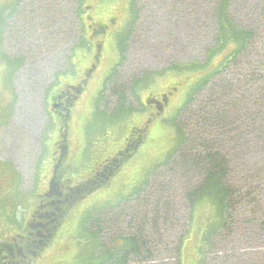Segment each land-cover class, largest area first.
<instances>
[{
	"label": "rangeland",
	"instance_id": "rangeland-1",
	"mask_svg": "<svg viewBox=\"0 0 264 264\" xmlns=\"http://www.w3.org/2000/svg\"><path fill=\"white\" fill-rule=\"evenodd\" d=\"M17 1L0 0V162L4 172L14 173L22 204L17 215L31 210V264H103V254L119 235L101 224L100 238H95L93 218L125 203L145 182L154 183L149 175L176 159L193 127L191 119L178 120L179 112L202 78L230 53L201 70H188L204 64L214 44L219 0H62L82 17L67 13L66 21L60 9L31 6L33 0L15 12ZM92 23L107 27L87 38ZM86 40L93 47L103 45L97 62ZM92 66L87 87L62 124L64 142L50 98L78 86ZM257 128L222 143L235 176L232 185L240 190L235 208L220 213L216 200L208 197L191 214L185 197L195 190L196 179L176 175L173 218L160 228L169 248L184 238L181 254L175 257L160 247L154 261L142 264L225 259L227 264H264V133ZM59 141L67 144V156L54 180ZM133 141L138 144L133 155L117 161ZM109 168L115 171L104 177ZM157 172L165 170L161 166ZM48 184L52 194L46 197ZM40 201L47 205L41 208ZM220 251L224 255L215 262Z\"/></svg>",
	"mask_w": 264,
	"mask_h": 264
},
{
	"label": "trees",
	"instance_id": "trees-1",
	"mask_svg": "<svg viewBox=\"0 0 264 264\" xmlns=\"http://www.w3.org/2000/svg\"><path fill=\"white\" fill-rule=\"evenodd\" d=\"M43 3L45 9H60L65 21L67 13L80 19L79 13L62 4V0H33L29 4L38 6ZM22 4H26L25 0L17 1L15 12ZM215 19L217 34L213 46L207 51L206 62L193 64L188 70H201L221 53L225 54L227 50L230 53L202 78L179 112L181 123L186 118L192 120V138L187 137L182 143L184 149L176 159L158 167L162 166L165 172L158 175L157 168L149 175L155 179L154 183L149 184L148 176L147 182L125 203L100 210L102 213L93 218L92 223L96 224L97 230L95 238H100L101 224L106 227V232L119 235L111 241L109 252L103 254V264L150 263L155 260L160 247L170 250L172 253L169 255L178 257L181 254L184 238L169 248L171 243L165 242L160 228V223L167 228L169 217L173 218L172 203L178 186L176 175L184 180L190 176L196 179L195 190L185 197L191 214L199 201L208 197L216 200L220 213L235 208L234 199L240 190L232 185L235 176L227 168L230 161L222 153V143L226 139L238 141L242 135H249L252 129L258 130L257 127L264 133V0H219ZM189 140L192 141L191 147ZM129 147L117 161L133 155L138 144L133 141ZM171 164L173 168L170 169ZM111 169H107L104 177L112 175L115 170L111 172ZM102 182L104 180L96 186ZM147 188L149 192H146ZM257 222L256 219L252 222L256 230ZM220 255L224 253L220 251L214 258L215 262ZM172 259L174 257H169ZM227 261L225 259L218 264H227Z\"/></svg>",
	"mask_w": 264,
	"mask_h": 264
},
{
	"label": "flooded vegetation",
	"instance_id": "flooded-vegetation-1",
	"mask_svg": "<svg viewBox=\"0 0 264 264\" xmlns=\"http://www.w3.org/2000/svg\"><path fill=\"white\" fill-rule=\"evenodd\" d=\"M89 9H92V7H89ZM80 18L81 19H77L82 20L81 16ZM86 19H89L91 22L93 21V18L89 16V14L86 15ZM106 27L107 26L104 24H89L87 27V32L89 33L90 31V34L87 35V38L92 37L93 35L95 38L96 36L103 33ZM85 42H87L88 48H93L95 54V56H93V60L97 62V53H100L103 45L94 44L93 47L89 44V41L86 40ZM94 70L95 67L92 66L91 69L84 71V73L82 74L84 76V79L80 81L78 86L70 85L65 91H62L59 94H55L50 98L52 101V107L54 108V111L52 112L53 116L55 119L56 117H59L58 124H60V126L58 127V132L62 134V139L64 140V142H67V131L66 127L62 124L66 123L69 119L72 102L76 100L81 94H83L85 88L87 87L89 79L93 75ZM73 93H75V95ZM156 104H158V102ZM62 142L63 141H59L56 146V149L58 148V156L57 158H54V160L56 159V165L58 166H55L56 170L53 177L54 180H58L59 171L64 164V156H67V144L65 143L64 145L62 144ZM4 167L5 166L2 164V162H0V264H31V210L26 211L25 209L24 213L21 214V216L17 215V208L22 205L18 200L19 193L17 184L15 183L13 175L14 173L9 170H7V172H4ZM49 184L47 192L44 194V196L46 197L49 196L47 193H50L49 191H52L51 188L49 189ZM56 194H59L61 197L65 196L66 198L69 195L68 193L65 194L64 191H56ZM40 203L41 208L47 205L44 204V202L42 203L41 201ZM57 210L58 213L62 212L60 208H58ZM41 216L44 215L41 214ZM48 217H50V215H47V218ZM53 217H56L55 213ZM41 227L45 226L42 225ZM33 253L34 255L36 254V252Z\"/></svg>",
	"mask_w": 264,
	"mask_h": 264
},
{
	"label": "crops",
	"instance_id": "crops-1",
	"mask_svg": "<svg viewBox=\"0 0 264 264\" xmlns=\"http://www.w3.org/2000/svg\"><path fill=\"white\" fill-rule=\"evenodd\" d=\"M221 221H224L222 218H221ZM205 244H207V243H205V239L201 242L200 241V247H199V252H200V254H201V249L203 250V248L204 249H206V246H205ZM201 258V256L199 255V258H198V263H199V259Z\"/></svg>",
	"mask_w": 264,
	"mask_h": 264
}]
</instances>
